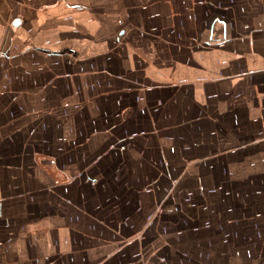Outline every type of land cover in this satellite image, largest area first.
Returning a JSON list of instances; mask_svg holds the SVG:
<instances>
[{"label": "crops", "instance_id": "crops-1", "mask_svg": "<svg viewBox=\"0 0 264 264\" xmlns=\"http://www.w3.org/2000/svg\"><path fill=\"white\" fill-rule=\"evenodd\" d=\"M0 264H264V0H0Z\"/></svg>", "mask_w": 264, "mask_h": 264}, {"label": "rangeland", "instance_id": "rangeland-1", "mask_svg": "<svg viewBox=\"0 0 264 264\" xmlns=\"http://www.w3.org/2000/svg\"><path fill=\"white\" fill-rule=\"evenodd\" d=\"M80 107V106H79ZM82 107H80V109H81ZM126 136H127V139L128 140H130V139H132L135 135H132V134H126ZM74 161H75V159L74 158H72ZM49 162V161H48ZM70 163H72L71 161H69ZM145 189L148 191V190H150V186H146L145 187ZM19 221V220H18ZM18 221L16 220V219H13V221H11V225H18ZM20 222H21V220H20Z\"/></svg>", "mask_w": 264, "mask_h": 264}, {"label": "water", "instance_id": "water-1", "mask_svg": "<svg viewBox=\"0 0 264 264\" xmlns=\"http://www.w3.org/2000/svg\"><path fill=\"white\" fill-rule=\"evenodd\" d=\"M14 24H16V25L18 24V19L14 22Z\"/></svg>", "mask_w": 264, "mask_h": 264}]
</instances>
